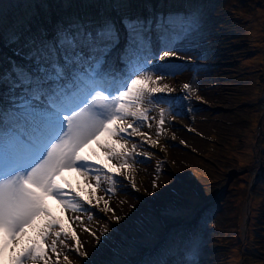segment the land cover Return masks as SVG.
Returning <instances> with one entry per match:
<instances>
[{
	"label": "rangeland",
	"instance_id": "rangeland-1",
	"mask_svg": "<svg viewBox=\"0 0 264 264\" xmlns=\"http://www.w3.org/2000/svg\"><path fill=\"white\" fill-rule=\"evenodd\" d=\"M157 2L0 0V71L10 67L9 59L25 63L14 55L19 45L9 41L13 31L23 33L21 42L40 32L51 39L60 22H69L65 16L89 21L111 17L122 36L120 19L125 15L119 9L123 4L130 5V12L140 10L145 15L138 16L143 18L196 14L201 19L193 46L185 47L189 43L186 41L172 49L177 51L176 57L164 61L174 66L175 74L165 75L159 82L174 89L171 97L186 99L174 104L142 105L150 111L141 131L158 140V145L142 144L139 137L130 139V144H138L137 152L147 154L137 157L134 165L139 191L120 178L115 194L109 197L102 190L96 193L110 198V206L123 219L116 223L108 218L111 213L105 215L99 208L65 213L56 199L47 198L66 225L73 216L82 217V222L74 221L71 227L88 256L81 258L58 241L59 264H69L64 255L71 264H125L137 253L164 242L161 236L166 230L180 225L186 230L198 224L201 230L216 235L200 239L197 264H264V0H186L193 8L183 3L173 8L163 5L165 0L162 5ZM123 45L122 39L119 47ZM184 84L190 89L184 90ZM161 109L165 110L162 132ZM85 151L95 152L94 159H105L95 140ZM71 170L63 172L62 180L88 192L84 178ZM157 175L161 186L153 190ZM105 224L110 229L106 236L102 232ZM85 227L97 233L99 244L84 231ZM48 264H56L54 254Z\"/></svg>",
	"mask_w": 264,
	"mask_h": 264
},
{
	"label": "snow or ice",
	"instance_id": "snow-or-ice-1",
	"mask_svg": "<svg viewBox=\"0 0 264 264\" xmlns=\"http://www.w3.org/2000/svg\"><path fill=\"white\" fill-rule=\"evenodd\" d=\"M120 24L123 36L108 16L62 21L51 39L44 32L23 42V33L9 35L10 43L19 45L14 55L25 63L9 59L10 67L0 71V264H48L52 254L59 264L58 241L86 258L83 242L71 227L82 217L73 216L66 225L47 198L56 199L65 213L99 208L119 223L123 217L115 214L110 198L96 193L115 194L120 178L139 191L134 165L137 157L147 154L137 152L138 144H130V139L139 137L142 144L158 145V140L141 131L150 111L142 105L186 99L171 97L174 89L159 82L175 74L174 66L164 62L177 56L172 49L186 41L185 47L193 46L202 27L200 17L125 15ZM183 89L189 90L190 85L184 84ZM164 124L161 109V132ZM101 136L106 139L101 141ZM93 140L105 159H94L95 152L85 151ZM71 169L84 178L88 192L62 180L63 172ZM158 179L159 175L152 181L153 190L161 186ZM106 183L111 186L105 187ZM84 231L100 243L95 231L87 227ZM109 231L105 224L103 234ZM68 240L74 243L68 245ZM196 255L192 240L183 258L171 264H197ZM63 259L71 264L67 255Z\"/></svg>",
	"mask_w": 264,
	"mask_h": 264
},
{
	"label": "trees",
	"instance_id": "trees-1",
	"mask_svg": "<svg viewBox=\"0 0 264 264\" xmlns=\"http://www.w3.org/2000/svg\"><path fill=\"white\" fill-rule=\"evenodd\" d=\"M179 3H183L185 7L193 8V6H189L186 0H165L163 4V0H158L157 4L168 6L179 7ZM175 5V6H174ZM147 7H150L146 3ZM111 7V5H110ZM121 14L136 17L142 14L139 10L138 12H130L132 8H130L129 4H123L120 6ZM143 8V7H142ZM141 9V8H137ZM144 9V8H143ZM148 10V9H144ZM137 11V10H134ZM65 19L68 21L75 20L74 16H65ZM186 224V223H185ZM183 227V228H181ZM165 236L162 235L163 241L161 244L159 243L155 248H148V250L141 251L135 255L134 258H129L125 264H167L170 260H179L181 258V254L186 253L187 247L191 243L192 240L196 241L197 247L200 243L201 238L209 237L210 235H216V233H210V231L201 230L199 224L197 226L191 227L188 226V229L184 230V226H176L171 228V230H166ZM171 257V259H170ZM125 258H122L124 260ZM117 264H122L121 261Z\"/></svg>",
	"mask_w": 264,
	"mask_h": 264
},
{
	"label": "bare ground",
	"instance_id": "bare-ground-1",
	"mask_svg": "<svg viewBox=\"0 0 264 264\" xmlns=\"http://www.w3.org/2000/svg\"><path fill=\"white\" fill-rule=\"evenodd\" d=\"M103 138V137H102ZM75 170V169H74ZM72 171V170H71Z\"/></svg>",
	"mask_w": 264,
	"mask_h": 264
}]
</instances>
